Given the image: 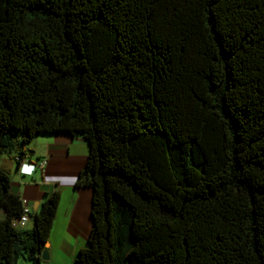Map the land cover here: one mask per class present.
<instances>
[{
  "label": "trees",
  "instance_id": "1",
  "mask_svg": "<svg viewBox=\"0 0 264 264\" xmlns=\"http://www.w3.org/2000/svg\"><path fill=\"white\" fill-rule=\"evenodd\" d=\"M88 142L93 227L73 264H264V0H0V159ZM0 164V264L37 262Z\"/></svg>",
  "mask_w": 264,
  "mask_h": 264
},
{
  "label": "crops",
  "instance_id": "2",
  "mask_svg": "<svg viewBox=\"0 0 264 264\" xmlns=\"http://www.w3.org/2000/svg\"><path fill=\"white\" fill-rule=\"evenodd\" d=\"M36 139L37 143L33 144L35 150H30V155L23 162L31 164L46 159L44 170L37 168L29 174L32 168L27 165L26 173H23L12 154L0 159L10 174L11 190L21 196L32 213L39 210L46 193H61L54 226L45 246L49 250V258L43 259L41 254L37 262L24 261L26 264H73L79 250L87 245L93 227V189L76 185L88 159V142L83 136H72L66 132L41 135ZM5 214V210L0 209V218ZM33 225V218L24 226L17 224L19 228H31Z\"/></svg>",
  "mask_w": 264,
  "mask_h": 264
},
{
  "label": "built area",
  "instance_id": "3",
  "mask_svg": "<svg viewBox=\"0 0 264 264\" xmlns=\"http://www.w3.org/2000/svg\"><path fill=\"white\" fill-rule=\"evenodd\" d=\"M46 165H47L46 159H43L38 163H32V164H30L32 169L28 173L31 174L34 170H36V168H41L44 170ZM21 171L26 173L25 170L21 169ZM31 215H32L31 209L29 207L25 206L24 214L19 219H17L15 221V224L16 225L19 224V225L24 226L32 218Z\"/></svg>",
  "mask_w": 264,
  "mask_h": 264
},
{
  "label": "rangeland",
  "instance_id": "4",
  "mask_svg": "<svg viewBox=\"0 0 264 264\" xmlns=\"http://www.w3.org/2000/svg\"><path fill=\"white\" fill-rule=\"evenodd\" d=\"M37 139L36 138H34L28 145H27V149H28V152H30V150H35L34 149V143H37ZM34 144V145H33ZM5 157V156H4ZM0 164L1 165H3V160H0ZM27 262H25L24 260H21L20 262H19V264H26Z\"/></svg>",
  "mask_w": 264,
  "mask_h": 264
},
{
  "label": "water",
  "instance_id": "5",
  "mask_svg": "<svg viewBox=\"0 0 264 264\" xmlns=\"http://www.w3.org/2000/svg\"><path fill=\"white\" fill-rule=\"evenodd\" d=\"M42 258L43 259L49 258V250L47 248L42 251Z\"/></svg>",
  "mask_w": 264,
  "mask_h": 264
},
{
  "label": "clouds",
  "instance_id": "6",
  "mask_svg": "<svg viewBox=\"0 0 264 264\" xmlns=\"http://www.w3.org/2000/svg\"><path fill=\"white\" fill-rule=\"evenodd\" d=\"M31 164H32V163H31ZM27 165L30 166V164L23 162V163L21 164V166H20V170H21V169L24 170V169H25V166H27ZM36 169H37V168H36ZM34 171H35V170H34ZM34 171H33V172H34ZM33 172H32V173H33ZM23 173H24V172H23ZM32 173H31V174H32Z\"/></svg>",
  "mask_w": 264,
  "mask_h": 264
}]
</instances>
